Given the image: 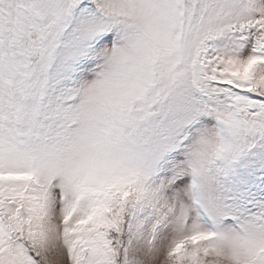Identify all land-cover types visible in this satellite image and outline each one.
<instances>
[{"label":"snow or ice","instance_id":"6c2138e0","mask_svg":"<svg viewBox=\"0 0 264 264\" xmlns=\"http://www.w3.org/2000/svg\"><path fill=\"white\" fill-rule=\"evenodd\" d=\"M0 264H264V0H0Z\"/></svg>","mask_w":264,"mask_h":264}]
</instances>
